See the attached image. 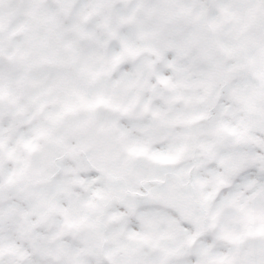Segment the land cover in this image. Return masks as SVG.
Wrapping results in <instances>:
<instances>
[{"label": "snow or ice", "instance_id": "1", "mask_svg": "<svg viewBox=\"0 0 264 264\" xmlns=\"http://www.w3.org/2000/svg\"><path fill=\"white\" fill-rule=\"evenodd\" d=\"M0 264H264V0H0Z\"/></svg>", "mask_w": 264, "mask_h": 264}]
</instances>
